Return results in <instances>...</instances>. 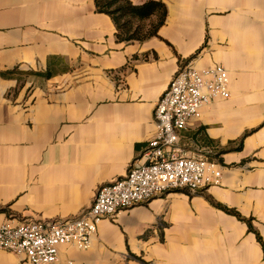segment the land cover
Returning a JSON list of instances; mask_svg holds the SVG:
<instances>
[{
	"label": "crops",
	"instance_id": "1",
	"mask_svg": "<svg viewBox=\"0 0 264 264\" xmlns=\"http://www.w3.org/2000/svg\"><path fill=\"white\" fill-rule=\"evenodd\" d=\"M130 1L167 7L157 37L120 42L95 0H0V226L78 215L143 163L176 71L222 65L231 97L203 108L178 146L217 160L221 184L123 210L58 264H264L248 224L219 208L264 242V0ZM0 264L30 263L7 252Z\"/></svg>",
	"mask_w": 264,
	"mask_h": 264
},
{
	"label": "built area",
	"instance_id": "2",
	"mask_svg": "<svg viewBox=\"0 0 264 264\" xmlns=\"http://www.w3.org/2000/svg\"><path fill=\"white\" fill-rule=\"evenodd\" d=\"M230 74L222 65L199 69L181 66L154 109L155 135L127 174L101 187L92 204L78 215L61 220L26 219L0 226V258L9 252L30 264H58L61 248L91 249L103 220H115L129 210L174 191L196 195L221 184L222 166L208 157L186 156L180 134L202 109L228 100Z\"/></svg>",
	"mask_w": 264,
	"mask_h": 264
},
{
	"label": "trees",
	"instance_id": "3",
	"mask_svg": "<svg viewBox=\"0 0 264 264\" xmlns=\"http://www.w3.org/2000/svg\"><path fill=\"white\" fill-rule=\"evenodd\" d=\"M98 13L110 16L117 28V38L120 42L144 41L151 37L158 36V29L163 25L167 16V7L162 2L148 1L142 5H134L130 0H95ZM158 14L159 20L148 34L142 35L144 22L153 15ZM243 140L239 142L238 148L242 147ZM227 214L237 217L239 220L248 224L249 231L254 232L258 241L263 245L264 242L260 235L255 231L252 222L242 218L241 215L233 210L223 208Z\"/></svg>",
	"mask_w": 264,
	"mask_h": 264
},
{
	"label": "rangeland",
	"instance_id": "4",
	"mask_svg": "<svg viewBox=\"0 0 264 264\" xmlns=\"http://www.w3.org/2000/svg\"><path fill=\"white\" fill-rule=\"evenodd\" d=\"M152 26H154V24H151V25H149V24H144V29H143L142 35H144V34H148L149 31L151 30V27H152ZM21 84H22V85L25 84V78H24V81H22Z\"/></svg>",
	"mask_w": 264,
	"mask_h": 264
}]
</instances>
